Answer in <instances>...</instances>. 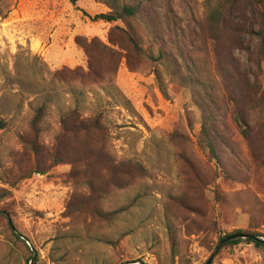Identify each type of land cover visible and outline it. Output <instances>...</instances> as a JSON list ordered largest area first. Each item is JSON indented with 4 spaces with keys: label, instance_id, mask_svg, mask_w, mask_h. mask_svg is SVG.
I'll list each match as a JSON object with an SVG mask.
<instances>
[{
    "label": "rangeland",
    "instance_id": "1",
    "mask_svg": "<svg viewBox=\"0 0 264 264\" xmlns=\"http://www.w3.org/2000/svg\"><path fill=\"white\" fill-rule=\"evenodd\" d=\"M141 10L129 28L86 18L110 12L95 0H0V211L12 221L0 217V264H32L33 249L38 264H264L245 238L217 253L236 231L264 241L256 8L232 5L217 43L205 40V0ZM163 50L215 86L220 166L199 145L202 112ZM76 112L103 132L64 133ZM53 157L63 162L51 167ZM39 164L49 170L26 179Z\"/></svg>",
    "mask_w": 264,
    "mask_h": 264
},
{
    "label": "trees",
    "instance_id": "2",
    "mask_svg": "<svg viewBox=\"0 0 264 264\" xmlns=\"http://www.w3.org/2000/svg\"><path fill=\"white\" fill-rule=\"evenodd\" d=\"M79 0H72L73 4H76ZM148 0H120L119 1H103V0H95L96 3L104 4L106 5L110 12L106 14H99L95 15L94 17L86 14V18L90 19L93 22H105L108 24L116 23V22H122L129 28H131L130 20H138L142 19V6L144 2H147ZM241 0H205V7H206V22L207 24V35L205 36V40L216 42L214 39L217 33V31L221 28V25L224 23V18L226 16V12H228L229 8L239 2ZM251 2L255 8H256V14L258 17V20L260 22V54L264 58V0H244ZM0 18L2 20L7 18V14H4L0 11ZM148 24V23H147ZM149 30L152 31L153 25L149 23V25H146ZM223 26V25H222ZM209 28V29H208ZM153 32V31H152ZM205 32V30H204ZM209 32V34H208ZM135 45L137 44L134 41ZM94 41L91 45H93ZM109 45L112 46V44L109 42ZM89 46V45H88ZM215 47H217L216 44H214ZM94 49H97L99 47L93 46ZM87 46L84 48L86 53H88ZM175 49V48H174ZM177 51V50H176ZM169 54V55H168ZM172 53H168L167 51H160L159 57L164 59L166 58L169 60L168 62L173 67L172 75L175 78V80L181 84L184 88L189 89L191 94L194 97V100L196 101L199 109L202 112L201 116V131L199 134V145L201 149L208 153L209 156L217 162V165L220 166V161L217 156L216 147L214 144V135L216 134L215 128L216 125H214V115L213 111L211 109V105L214 103V96H215V86L210 84L211 80L209 78H206V76L202 73L201 70H198L196 63L192 59H186L182 55L174 54L170 55ZM172 57L171 59H169ZM36 121H40L42 116L44 115V108L43 107H37L36 109ZM75 117V124L69 129H65V132L73 133L76 131H81L84 133H101L103 132L102 127L99 124L98 118L94 121L88 120V119H82L81 116L76 112L73 114ZM100 118V116H99ZM91 122V123H90ZM90 123V124H89ZM236 124L237 127L243 132L246 133L245 129L243 128L244 123L239 120L236 117ZM65 128L68 126L67 123H64ZM6 123L3 120H0V130L5 129ZM95 135V134H94ZM100 151V150H98ZM100 153V152H99ZM56 155V152L55 154ZM102 157V156H101ZM54 162H52V166L55 163H60L63 161H60L59 157H53ZM41 164L37 165L35 169H30L27 172L26 179H30L34 174H45L49 169L42 170ZM15 182L17 181H10L6 182L7 185L10 187L15 186ZM4 196L7 195V191H4ZM5 216L9 219L10 222L11 218L9 214L6 212L0 211V217ZM14 234L16 235V230L14 229ZM18 239H20V236L17 235ZM242 238H245V242L249 245L254 246L258 250L264 249V241L260 240L257 235H247L244 234L242 231H236L233 234L230 235H224L219 238V243L217 246V253L223 249H227L229 247H235L238 246L240 243H242ZM39 254L34 249L31 253V262L32 264H38Z\"/></svg>",
    "mask_w": 264,
    "mask_h": 264
},
{
    "label": "water",
    "instance_id": "3",
    "mask_svg": "<svg viewBox=\"0 0 264 264\" xmlns=\"http://www.w3.org/2000/svg\"><path fill=\"white\" fill-rule=\"evenodd\" d=\"M208 264H210V262Z\"/></svg>",
    "mask_w": 264,
    "mask_h": 264
}]
</instances>
